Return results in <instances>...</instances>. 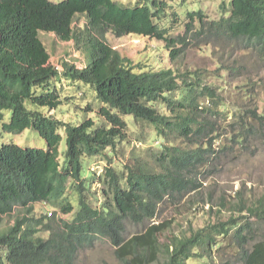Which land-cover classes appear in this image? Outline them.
Segmentation results:
<instances>
[{
    "label": "trees",
    "instance_id": "obj_1",
    "mask_svg": "<svg viewBox=\"0 0 264 264\" xmlns=\"http://www.w3.org/2000/svg\"><path fill=\"white\" fill-rule=\"evenodd\" d=\"M166 11L167 5L157 0L135 7L115 0H0V139L3 134L17 136L34 130L47 143L42 149L0 142V226L17 207L29 215L0 231V264L5 260L9 264H77L80 251L95 238L111 241L119 257L133 264H154L161 256L164 264H187L193 258H213L214 253L231 249L243 264H264V236L259 229L264 226V195L257 200L242 197L230 206L221 202L223 208L230 207L231 217L191 236L172 237L162 244L160 237L171 227L163 223L129 240L125 237L127 224L151 221L166 199H174L191 186L197 189L196 180L188 179L187 174L210 165L217 154L238 147L246 150L255 137L264 140V115L244 110L240 116L244 121L232 125L228 144L215 150L219 131L213 119L227 113L226 102H219L220 88L204 86L195 73L182 76L173 69L136 67L105 41L108 32L119 38L156 39L166 44L175 61L183 51L178 48L181 43L157 22ZM80 16L88 19L83 31L75 30ZM188 17V32L199 20L198 36L209 33L246 40L264 59V0H232L230 16L220 21L207 22L202 11ZM41 32L55 34L64 42L74 41L88 54L87 66L65 63L60 71L51 64ZM62 77L94 89L103 105V125L93 119L74 125L43 112L64 105L65 99L53 87ZM203 98L210 101L209 107H202ZM158 103L166 106L167 113L155 107ZM125 117L153 126L163 140L181 137L187 148L162 144L160 153L152 154L154 166L135 154L132 164L122 170L108 167L102 182L105 201L95 206L86 178L90 174L86 159H112L118 145L128 139ZM69 183L78 197V211L72 220H62L49 230L50 237L45 239L39 233L42 220L32 216L34 205L48 203L61 206L64 214L73 213L75 207L65 197Z\"/></svg>",
    "mask_w": 264,
    "mask_h": 264
},
{
    "label": "rangeland",
    "instance_id": "obj_2",
    "mask_svg": "<svg viewBox=\"0 0 264 264\" xmlns=\"http://www.w3.org/2000/svg\"><path fill=\"white\" fill-rule=\"evenodd\" d=\"M59 3L64 0H51ZM116 2L135 7L139 4L150 3L152 0H115ZM167 5L164 16L157 20L158 24L166 30L169 36L178 39L181 43L182 53L177 60H172L166 44L156 39L124 36L117 37L112 32L105 35V41L123 57L132 60L136 67H147V70L160 71L173 69L178 75L186 76L195 73L202 80L204 86H214L221 89L220 103L226 102L227 113L215 115L213 119L217 124L219 133L215 137L214 149L219 150L228 144L232 125L238 126L244 120L240 118L244 110H257L264 115V59L258 52L250 48L246 40H233L225 36L204 34L198 36L202 25L197 20L194 30L188 32L187 25L190 23L188 15L192 12L202 11L206 21H220L230 16L232 0H157ZM88 24L86 16H80L75 21V30L83 31ZM40 38L51 54V64L63 71L65 63L84 68L88 64V54L84 49H79L74 41L64 42L58 36L51 33H40ZM184 40V41H183ZM54 88L58 90L65 103L58 110L45 109L43 112L65 123L79 125L87 119H93L97 124L103 125L104 118L100 115L103 106L97 98L94 89L82 83H73L62 77L57 80ZM202 107H209L210 101L201 99ZM162 113H167L166 106L155 104ZM220 112V108H216ZM221 110H224L223 107ZM250 113V112H249ZM204 118H209L204 114ZM7 116H10L7 113ZM128 122V139L120 143L112 159L102 157L86 159V167L90 174L86 175L93 192V203L100 206L105 201L102 190L105 171L108 167H116L122 170L126 165L133 162L135 154L141 156L143 161L156 164V158L152 154H159L161 145L173 144L187 148L184 139L171 136L169 140H163L158 136L157 130L148 124H137L134 119L125 117ZM247 119V118H246ZM8 117L5 122H8ZM0 128L2 125L0 124ZM60 134L66 137L64 129ZM16 142L22 147L47 148L46 141L34 130H27L21 135L13 136L3 134L0 142ZM231 145V143H230ZM61 162H64L66 142L61 145ZM110 151V150H109ZM214 157V156H213ZM158 166V165H157ZM156 167V166H155ZM157 170L161 171L160 168ZM190 180H196L197 189H189L187 192L175 197L168 198L159 207L157 217L143 224H127L125 237L127 240L135 235L144 234L152 225L163 223L171 224L169 231L160 237L161 243H166L172 237L191 236L194 232L227 221L232 213L230 207H222L221 202L231 205L237 204L239 199L257 200L264 195V140L261 136L251 140L248 148H236L230 153H220L217 157L196 173L187 174ZM69 198L75 207L71 214H64L61 206L53 207L48 203L34 205L32 216L42 220L39 227L40 236L45 239L50 237L49 230L57 228L62 220H72L78 211V197L68 184ZM27 215L23 209L17 207L10 216L3 218L0 231H6L15 224L17 218ZM29 216V215H27ZM251 218L252 221L255 219ZM259 229L263 232L264 226ZM1 255V253H0ZM232 259L235 264H243L237 260L234 250H220L213 254V258L207 255L205 258H193L187 264H222L223 261ZM122 260L117 254V247L105 238H95L79 253L77 264H133ZM165 257L154 264H164ZM4 264H9L6 260Z\"/></svg>",
    "mask_w": 264,
    "mask_h": 264
}]
</instances>
